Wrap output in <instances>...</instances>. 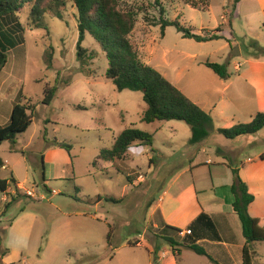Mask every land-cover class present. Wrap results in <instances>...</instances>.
I'll return each instance as SVG.
<instances>
[{
    "label": "rangeland",
    "instance_id": "rangeland-1",
    "mask_svg": "<svg viewBox=\"0 0 264 264\" xmlns=\"http://www.w3.org/2000/svg\"><path fill=\"white\" fill-rule=\"evenodd\" d=\"M154 1L127 2V7L147 12L151 20L145 21L144 13L140 14L130 40L143 65L161 72L185 92L190 87H213L204 78L205 73L214 77L205 67L206 62L227 65L228 72L233 74L236 63L241 64L247 54L254 55V43L264 50V27L254 15L255 8L264 6V0H239L237 4L236 0H201L208 3L206 11L185 5V0H158L165 10L164 19L177 21L202 36L220 27L231 47L225 39L207 43L183 39L173 27L166 28L161 38L160 28L155 25L159 15ZM28 8L19 12L25 26L24 46L8 52L7 63L0 73V126L9 123L19 94L20 102L33 108L27 131L16 136L15 144L6 141L0 147V159L8 167L0 170V178L10 181L13 177L24 188L18 194L12 191L16 200L6 211L9 199L2 201L0 194V242L3 229L21 211L32 212L36 219L21 254L18 251L2 255L0 247V264H152L154 258L159 264L154 251L164 242L155 236L159 217L154 211L164 192L175 191L169 188L168 181L188 166L194 148L188 144L189 128L175 121L141 123L146 110L143 94L116 91L105 78V55L90 36H86L82 48L92 59L80 67L76 10L71 3L62 19L51 14L43 17L45 30L30 27L26 19ZM65 82L69 84L64 85ZM46 85L58 87L49 106L42 104ZM126 129L151 135L153 151L132 147L121 161H98L94 168L92 164L100 151L110 149L114 139ZM212 136L204 143L210 159L222 163L226 170L240 169L246 159H254L251 149L228 152L232 140ZM53 140L58 143L53 144ZM61 144L70 145V153ZM201 166L205 169L192 171L197 189L205 191L201 198L211 195L220 200L232 198L230 188L225 192L222 186L227 180H216L213 186L205 175L208 166ZM229 174L234 178L232 171ZM191 177L192 174H183L182 181L188 182ZM198 177L202 178L199 182ZM59 230L76 232L79 238L61 247V238L53 234ZM251 249L259 251L253 264H264V243L252 244ZM174 264L215 263L182 249Z\"/></svg>",
    "mask_w": 264,
    "mask_h": 264
},
{
    "label": "trees",
    "instance_id": "trees-1",
    "mask_svg": "<svg viewBox=\"0 0 264 264\" xmlns=\"http://www.w3.org/2000/svg\"><path fill=\"white\" fill-rule=\"evenodd\" d=\"M129 0H0V73L7 63V54L10 51L21 48L25 43V26L19 19V12L24 7L28 8L27 21L33 30L46 29L43 17L51 14L54 18L62 19V14L71 3L76 10V22L78 31L77 61L80 67L86 66L87 50L82 48L86 36H90L104 53L107 60L105 78L110 80L116 91L140 92L143 94V102L146 110L140 119L141 123L154 122H181L191 132L188 140L190 145H197L205 141L214 132V122L211 116L196 104L191 102L173 84L167 81L159 72L143 65L138 58V50L131 42V35L135 30L137 18L144 13V20L151 21L141 9L127 7ZM239 0H236L237 4ZM185 5L193 9L206 11L208 3L201 0H185ZM205 4V5H203ZM154 7L158 10V23L160 37L164 36L166 28L173 27L183 39L193 40L196 43H207L222 39L218 33L222 28L218 27L208 36L194 34V30L181 26L177 21L164 19L165 10L158 0L154 1ZM154 22V21H153ZM253 57L264 56V50L257 44L252 45ZM94 55V53H92ZM51 60V56L49 55ZM205 67L210 69L220 79L229 77L227 65L206 62ZM65 82L64 85H68ZM58 87L46 85L43 90L42 104L49 106L56 97ZM19 94L17 103L12 108L9 123L0 126V144L10 142L15 144L17 135L27 131L32 123V109L20 102ZM264 129V113H257L251 122L236 124L230 128L217 129L216 133L226 140H235L239 137L251 136ZM46 132L43 137L45 140ZM53 140V144H57ZM153 137L147 133L126 129L122 131L110 149H103L93 162L95 168L98 161L114 163L121 161L132 147L152 148ZM66 152L70 153L72 147L61 144ZM264 160V156H261ZM151 163V162H150ZM3 166L0 160V169ZM233 184L230 187L232 194V211L238 217L241 225L245 246L242 249V264H252L251 245L264 243V220L254 219L248 215V207L254 198L249 194L247 186L239 178L237 170H233ZM128 181L130 178L128 177ZM15 194L21 191L13 177L10 181L0 178V194L10 200L5 204V211L16 200ZM119 203L116 200H108ZM158 214V213H157ZM159 217V214H158ZM159 227L156 237L162 240L171 249L174 257L181 255L182 249H189L199 256L208 258L215 264H221L201 244V241L221 242L213 220L206 214H200L187 226L190 235L180 237V229L166 225L159 218ZM110 233L107 235L109 242ZM131 246V245H129ZM135 247V246H132ZM4 255V254H2ZM152 264H156L155 258Z\"/></svg>",
    "mask_w": 264,
    "mask_h": 264
},
{
    "label": "crops",
    "instance_id": "crops-1",
    "mask_svg": "<svg viewBox=\"0 0 264 264\" xmlns=\"http://www.w3.org/2000/svg\"><path fill=\"white\" fill-rule=\"evenodd\" d=\"M229 15L232 17L233 13L230 12ZM254 15L257 21L263 24L264 27V6L255 8ZM221 18L225 19L223 15ZM223 24L225 25L224 22ZM218 36L225 39L229 47L232 46L229 43L230 40L224 37L223 29L221 33H218ZM247 55V58L241 64H235L234 73L228 72L229 77L225 80L205 73L204 78H207L208 81L214 84L212 88L202 85L197 88L190 87L188 88L189 92H185L184 89L177 87L174 82L171 83L175 84L176 88L191 102L211 116L214 122V132L208 138L213 137L212 135H218L216 133L217 129H226L236 124L249 123L257 113H264V57L259 58ZM159 73L165 78V75L161 72ZM175 127L180 129L179 126ZM205 141L192 145L194 148L189 154L188 166L168 181L170 183L169 188H173L175 191L171 193L170 190V193L164 192L160 196L154 213L157 212L160 221L166 225L180 230H187V226L200 214L204 213L208 215L216 226L221 242L201 241V244L221 264H242V249L245 246V239L243 236L242 238L240 236V233L242 234L241 225L238 217L232 211V198L220 200L212 197L213 195L201 198L200 194L205 193V191L197 189L192 171L204 168L201 164L207 165L208 169L205 172L207 179L214 186L216 180H223L225 178L227 183H224L222 186L226 192L227 187L230 188L232 186L231 183H233V178L229 173L237 170L239 178L245 183L249 194L254 198L248 207V215L254 219L264 220V160L261 159V156H264V129L255 135L239 137L232 140L229 144L231 148L228 152H243V150L251 149V152L255 154L254 159H246L240 169L226 170L224 166H221L223 165L222 163L212 162L209 148L204 144ZM1 146L2 144H0ZM149 149L153 151L152 148ZM1 161L3 166L0 170L8 169L6 162ZM150 162L152 164L153 160H150ZM169 167L173 168V165ZM187 173L190 176L192 174L191 183L190 181H182L183 174ZM197 180L199 182L202 178L198 177ZM218 184L221 185V183ZM17 186L20 190H24L21 183L17 182ZM6 197L2 194V201H5ZM7 199L9 198L7 197ZM35 219L36 216L26 210L21 211L19 215L13 217L11 224L3 229L1 236L0 247L4 255L8 252L15 253L19 251L20 254L23 252L33 232ZM53 234L58 239L61 238V247L68 246L67 241L79 238L76 232L60 233L59 230L58 232L53 231ZM154 253L157 254L159 264H174L175 257L170 247L165 243L156 247ZM251 254L253 264L259 257V251L251 249ZM182 259L183 256L181 257Z\"/></svg>",
    "mask_w": 264,
    "mask_h": 264
},
{
    "label": "built area",
    "instance_id": "built-area-1",
    "mask_svg": "<svg viewBox=\"0 0 264 264\" xmlns=\"http://www.w3.org/2000/svg\"><path fill=\"white\" fill-rule=\"evenodd\" d=\"M27 195H29L31 198L33 197V194H31L30 192H27L26 193ZM191 234V231L190 230H181V232L179 233V236L180 237H184L186 235H190Z\"/></svg>",
    "mask_w": 264,
    "mask_h": 264
},
{
    "label": "water",
    "instance_id": "water-1",
    "mask_svg": "<svg viewBox=\"0 0 264 264\" xmlns=\"http://www.w3.org/2000/svg\"><path fill=\"white\" fill-rule=\"evenodd\" d=\"M236 51H238V47H236ZM239 54V53H238ZM234 56H236V54H234ZM237 56H239V55H237Z\"/></svg>",
    "mask_w": 264,
    "mask_h": 264
}]
</instances>
